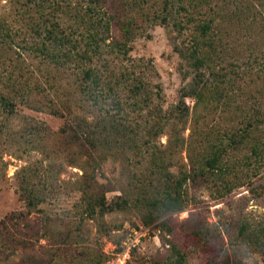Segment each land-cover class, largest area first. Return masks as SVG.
I'll use <instances>...</instances> for the list:
<instances>
[{
    "label": "rangeland",
    "instance_id": "obj_1",
    "mask_svg": "<svg viewBox=\"0 0 264 264\" xmlns=\"http://www.w3.org/2000/svg\"><path fill=\"white\" fill-rule=\"evenodd\" d=\"M26 1L0 0V95L11 104L8 109L0 105V264H120L116 256L122 242L140 228L149 229L148 235L126 264H170L174 249L183 253L181 264H264V160L245 161L242 158L250 154L246 149L230 157L245 163L235 173H225L224 179L254 184L222 199L217 198L222 186L204 175L183 184L185 208L180 212L160 208L150 215L142 207L129 206L103 217L82 213L79 188L85 172L112 190L105 195L108 202L117 201L123 190L132 194L133 171L153 192L172 176L202 168L213 150L201 143L203 133L214 126L224 130L231 122L226 114L206 111L204 100L195 112V99L185 97L187 113L166 125L139 161L131 149L119 147L118 140L112 149L82 146L62 132L66 114L95 118L84 112L86 104L73 77L53 71L40 54L29 50L44 35L32 31L34 24L43 30L49 21L45 9H37L33 1L26 6ZM208 1L214 10L224 9L228 58L243 61L254 49L256 66L263 70L248 78L245 95L252 94L251 102L264 110V0ZM157 6L164 14L161 1ZM235 6L241 10L239 19H246L237 27L230 16ZM169 10L166 21L139 17L128 45L133 58L152 59L165 111L181 101L187 92L183 87L192 78L176 52L182 37L175 31V8ZM126 20L113 24L114 40L121 37ZM138 138L141 141L142 135ZM25 185L43 200L28 213L21 197Z\"/></svg>",
    "mask_w": 264,
    "mask_h": 264
},
{
    "label": "trees",
    "instance_id": "obj_2",
    "mask_svg": "<svg viewBox=\"0 0 264 264\" xmlns=\"http://www.w3.org/2000/svg\"><path fill=\"white\" fill-rule=\"evenodd\" d=\"M29 1H33L37 9H45L48 12L46 21H49L44 23L43 30L34 24L32 31L44 35L39 43L30 45L29 50L40 54L53 71L73 77L81 101L86 104L84 112L95 118L88 121L87 116L77 118L70 112L66 114L62 132L82 146L92 150L99 147L112 149L118 140L117 145L131 149L134 160L139 161L142 151L163 133L164 127L172 120L176 121L177 115L187 113L185 97L195 99V112L204 100L206 111L226 114L231 122L224 130L214 126L203 133L201 143L211 145L213 150L202 168L191 167L189 173L172 176L153 192H148L143 180L133 171L130 184L136 190L132 194L120 190L117 201L108 202L105 195L112 190L98 184L85 172L79 188V208L84 215L103 217L129 206L142 207L150 215L160 208L180 212L185 208L183 184L198 176L207 175L222 186L223 190L217 193L218 199L231 194L234 189L254 184L249 179L238 184L233 181L235 177L225 180L224 176L235 173L238 165L245 163L238 156L234 162L230 158L245 149V154L250 153L242 158L245 161L251 158L264 160V110L251 102L252 94L245 95L248 78L263 69L256 66L258 57L254 49H249L243 61L226 55L223 8L214 10L208 0H28L24 2L26 6ZM160 1L164 14L158 10ZM168 8H175V31L182 37L175 44L176 52L190 69L192 78L191 83L183 87L188 93L182 95L175 108L165 111L162 87L156 80L158 73L152 59L133 58L128 45L136 35L139 17L166 21L170 15ZM240 12L238 6L231 10L235 27L246 20L239 19ZM123 17L127 20L125 25L122 24L121 37L114 40L113 24ZM51 18L54 20L50 21ZM0 105L8 109L11 104L0 95ZM51 113L62 115L56 111ZM35 129L39 130L36 126ZM217 143L220 148H214ZM21 189L27 213L43 201L38 200L34 189L26 185ZM182 259L183 253L172 250L170 264H181Z\"/></svg>",
    "mask_w": 264,
    "mask_h": 264
},
{
    "label": "built area",
    "instance_id": "obj_3",
    "mask_svg": "<svg viewBox=\"0 0 264 264\" xmlns=\"http://www.w3.org/2000/svg\"><path fill=\"white\" fill-rule=\"evenodd\" d=\"M148 232L149 229L141 230L140 228V230L134 231L126 237L122 242L120 252L116 256L120 264H126L132 251L139 245L140 240L148 235Z\"/></svg>",
    "mask_w": 264,
    "mask_h": 264
}]
</instances>
